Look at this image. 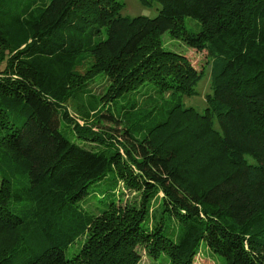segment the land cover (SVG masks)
I'll use <instances>...</instances> for the list:
<instances>
[{
  "label": "trees",
  "instance_id": "16d2710c",
  "mask_svg": "<svg viewBox=\"0 0 264 264\" xmlns=\"http://www.w3.org/2000/svg\"><path fill=\"white\" fill-rule=\"evenodd\" d=\"M141 1L0 0V264H264V0Z\"/></svg>",
  "mask_w": 264,
  "mask_h": 264
},
{
  "label": "rangeland",
  "instance_id": "374dc122",
  "mask_svg": "<svg viewBox=\"0 0 264 264\" xmlns=\"http://www.w3.org/2000/svg\"><path fill=\"white\" fill-rule=\"evenodd\" d=\"M124 1H125V7L123 8L122 13L124 15H128L131 17L136 15H147L153 17L157 15L158 8L160 7V4L155 1L151 5H145L141 0H124ZM190 26L193 27L195 30L198 29V25H195L193 21L190 23ZM162 42L168 49L176 50L178 52L184 53L189 57L191 56L193 63L196 64V66L198 67H201L204 64V62L203 61L201 62V60L207 58L206 54L203 51H198L195 48L188 47L180 38L173 36V34H170L169 32H165L162 35ZM4 67H5V60L3 62L0 60V71ZM210 81H211V75H210V69L208 68L205 70L204 76L200 81V85L198 86L201 93L199 95H193L191 97L185 98L184 103L186 104V106H195L198 110L203 111L204 105L206 104L204 100V94L208 90L210 91ZM107 85L111 86V82L110 81L107 82ZM104 86L105 84H103V82L100 84L93 85L96 94H99ZM104 90L105 88L102 91ZM103 94L104 93L101 92L100 95L102 96ZM139 101L140 103H142L143 106H149L154 101H157V98L148 101H145L142 98H140ZM91 104L98 107L100 105L99 103L96 104L93 101L91 102ZM70 110L72 111L75 117L80 118L81 122H83V118L79 113L76 112L74 108L71 107ZM131 199L132 198L130 197L126 199H122L120 201L121 208L126 209L127 207V209L128 208L130 209L131 208L130 202L132 201ZM206 249H207L206 245L202 246L203 255L198 256L199 264H223L224 260L221 256L217 255L215 252H213L210 249H207L206 251ZM73 251H74L73 249L70 250V252ZM142 254H143V258L141 264H167L168 262L166 256H160L158 259H151L149 257H146L145 256L146 254H144V252H142ZM149 259L151 260V262L149 261Z\"/></svg>",
  "mask_w": 264,
  "mask_h": 264
}]
</instances>
